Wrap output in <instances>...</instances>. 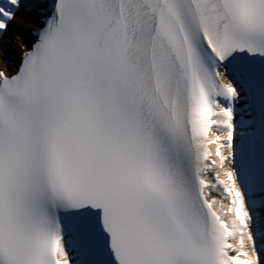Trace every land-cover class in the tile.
I'll return each mask as SVG.
<instances>
[{
  "label": "snow or ice",
  "instance_id": "snow-or-ice-1",
  "mask_svg": "<svg viewBox=\"0 0 264 264\" xmlns=\"http://www.w3.org/2000/svg\"><path fill=\"white\" fill-rule=\"evenodd\" d=\"M0 264H264V0H0Z\"/></svg>",
  "mask_w": 264,
  "mask_h": 264
},
{
  "label": "bare ground",
  "instance_id": "bare-ground-1",
  "mask_svg": "<svg viewBox=\"0 0 264 264\" xmlns=\"http://www.w3.org/2000/svg\"><path fill=\"white\" fill-rule=\"evenodd\" d=\"M21 25H22V27H23V26H26L24 23H22Z\"/></svg>",
  "mask_w": 264,
  "mask_h": 264
}]
</instances>
